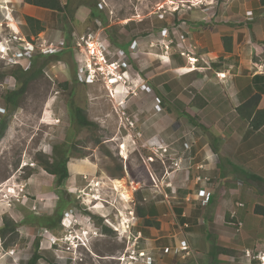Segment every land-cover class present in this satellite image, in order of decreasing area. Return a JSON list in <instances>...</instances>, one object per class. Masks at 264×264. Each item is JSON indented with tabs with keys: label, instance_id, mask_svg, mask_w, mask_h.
Wrapping results in <instances>:
<instances>
[{
	"label": "rangeland",
	"instance_id": "rangeland-1",
	"mask_svg": "<svg viewBox=\"0 0 264 264\" xmlns=\"http://www.w3.org/2000/svg\"><path fill=\"white\" fill-rule=\"evenodd\" d=\"M60 1L62 5L67 4L65 13L45 11L44 31L37 36H30L40 45L46 41L47 44L57 46L58 42L63 41L67 48L58 55H50L45 59L35 58L33 67L37 69L42 66L41 73H37V70H27L30 66L26 60L19 61L20 64L16 66L7 64L3 61L4 55L1 54L5 51L3 48L5 45L0 44V183L10 181L8 187H14V183L27 179L32 172H40L43 184L54 193L52 177L39 165L40 156L52 159L55 154L53 148L59 151L64 147L70 157L67 162L69 178L63 189L72 201L64 209L57 228H44L38 224L39 220L45 222L48 216L54 214L57 201L55 194L51 197V204L47 206L45 204L44 207L35 205V209L29 204L28 197L29 200L24 205L25 212L16 216L20 204L12 201L11 206H8L7 200H4L7 194L0 193V226L2 215L9 216L18 224V237L15 241L18 244L15 257L17 261L19 260L18 263L25 264L31 257L33 243L38 239V253L41 258L37 264H126L127 259L120 262L117 258L129 254L139 232L140 238L135 251L142 252L144 257H148L150 264H263L261 262H264V217L253 213L252 210L244 217L249 205L251 207L254 205L253 201H248L245 195L237 198L245 207L241 209L235 207L237 220L242 223L239 231L230 224L235 220L232 221L228 213L223 220H216L217 229H214V225H209L205 219L211 213L210 209L204 210L205 214L198 225L197 218L202 216L194 206L185 208L188 204L181 197L180 187H177L180 196L175 195L174 199L170 198L169 192V198L164 197L158 189L163 186L161 180L164 169L159 160L160 151L153 153L152 148L160 147L162 141L155 138L148 143L142 142L140 132L136 131V123L132 130L125 129L124 118L130 121L144 118L143 116L149 113L148 106L151 100L154 103V114L162 112L161 104L158 111L155 110L154 99L158 96L141 84L143 73L139 70L145 69L136 63L139 61L143 63L145 59L150 61L149 54L171 58L174 57L172 54L176 50V56L185 62L186 70H194L196 63L191 66L188 58H193L196 54L195 42L198 41L199 35H208L216 30L217 23L212 20L210 13L215 18L216 14L220 13V3L225 0ZM89 5L96 8L98 18H90ZM195 11L202 14L200 17L205 18L206 23L197 19L199 15L196 17ZM9 22L12 23L10 20ZM194 24L202 26L198 28ZM10 27L17 30L12 24ZM102 27H105V32H101V36H111L119 45L129 40L138 44L135 51L139 53L137 59L132 56L135 53L131 52L132 44L126 50L110 45L108 59L117 61L122 70L128 71L129 76L125 81V87L119 83L112 84L114 88H111L110 93L103 84L86 86L78 82L72 52L74 34L81 36L89 31L96 32ZM23 28L25 30V27ZM164 28L168 29L169 35L163 36ZM9 33L11 34V31L6 26L1 28L0 40ZM21 33L25 36L24 31L21 30ZM164 45L168 46L167 50L164 49ZM15 67L30 74L34 73V78L27 84L24 94L17 99L16 106L13 107L5 102V96L20 86L11 75V72L16 71L13 70ZM164 69L166 68H162ZM63 83H67L66 88L62 87ZM132 91L140 93L141 96L136 100L138 104L136 108L130 107L129 103V97L134 95ZM143 94H147L145 98ZM70 107L81 108L95 127L79 128L74 125L71 121ZM168 108L173 114V127L176 128L178 125L175 119L178 115L179 121L186 123L189 115L183 113V108L170 106ZM137 109L142 111L140 114L142 117H135ZM122 116L123 123L120 119ZM159 122L160 115H157L154 123H158V128ZM3 124L4 130L1 129ZM187 125L183 126L182 130L191 131L190 124ZM122 145L125 146L126 158L121 152ZM164 161L165 165L170 163L168 160ZM69 163H76L71 167L73 173L69 171ZM25 164L28 166L22 168ZM29 164H33L34 167H29ZM79 164H87L94 171L91 175L84 172L74 173ZM112 176L122 177L113 179ZM241 178H244L245 183L242 190L252 188L251 190L264 201V194L262 195L260 188L251 184L243 174ZM96 180L99 182L94 184L93 181ZM102 181L106 183L102 184ZM174 182L179 185L181 183L178 180ZM115 185L120 187L125 185L128 190L121 194ZM6 187L2 188V192ZM59 192H62V189L58 190ZM227 199L231 201V205L234 204L230 197ZM42 201L43 204L46 203L43 198L40 199V202ZM95 201L98 202L95 204ZM107 203L114 206L109 212L105 211L106 206H109ZM95 206H99V209L94 210ZM136 208L153 211L154 216L150 220L158 222L159 227L144 226L143 221L137 216ZM178 208L185 213L184 222L187 226L182 225L176 213ZM130 209L133 210L135 218L133 222L131 221L133 224L131 233L126 230L125 225L128 221L124 219L126 216L129 217ZM66 212L73 214V217L63 221ZM101 214L107 216L106 222ZM92 215L101 218L103 226L108 224L110 232L105 233L98 227ZM33 218H38V222ZM121 219L123 225L120 224ZM90 229L98 234V238L90 239L89 235H86ZM65 236L70 241L75 239L74 243L84 237L86 239L84 243L91 253L83 247L69 248L65 243ZM51 241H55V245L50 248ZM184 241L188 250L181 251L179 247ZM213 245L227 249L230 254H221L213 258L209 253ZM9 250L3 249V242L0 240V264L8 258L6 254ZM6 262L8 264L7 260ZM135 264L144 263L138 261Z\"/></svg>",
	"mask_w": 264,
	"mask_h": 264
},
{
	"label": "crops",
	"instance_id": "crops-1",
	"mask_svg": "<svg viewBox=\"0 0 264 264\" xmlns=\"http://www.w3.org/2000/svg\"><path fill=\"white\" fill-rule=\"evenodd\" d=\"M0 7L7 9L5 12L0 9V17H2L0 29L6 26L3 18L5 14L10 19L12 17L14 27L19 32L24 31V17L39 20L42 25L45 23L43 18L47 10L26 5L23 0H0ZM219 10L220 13L216 14L215 18L210 13L212 20L217 23L216 30L208 35H199L198 41L195 42L196 54L193 58L197 62L194 70H186L185 62L176 56V50L172 54L174 57L171 58L149 54L148 57L152 62L145 59L143 63L141 61L136 63L145 69L139 70L143 73L141 84L150 88L153 94L161 99L160 114H154V103L151 100L148 106L149 113L139 121L136 119V131L140 132L142 142L148 143L155 138L162 141V143L159 141L160 147L152 148L153 153L160 151L159 160L164 169L161 180L163 186L158 189L164 197L169 198V192L170 198L174 199L175 195L180 196L177 190V187H180L181 197L188 204L185 208L194 206L202 216L197 218L198 225L199 220L203 219L204 210L210 209L211 213L204 218L209 225H214V229H217L216 220H223L226 213L229 215L232 212L236 213L235 204L239 203L237 198L242 195H245L248 201L254 202L252 207L249 205L245 210L244 217L250 210L254 213L257 206L264 209V201L251 190L252 188L242 190L245 183L244 178H241L242 172L257 176L259 180L250 183L260 188V192L264 194V128L253 131L248 122L236 113L239 105L256 92L264 90L262 79L253 80L255 76L264 79V0H225L220 3ZM195 13L196 17L202 16L197 11ZM199 17L197 18L199 21L203 20L206 23L205 18ZM194 26L199 28L202 24H194ZM162 31L163 36L169 35L167 28ZM222 36H230L232 39L230 53L223 51ZM172 37L175 39L174 35ZM138 54L136 52L132 54L133 58L137 59ZM205 65L207 67H204ZM154 67L159 70H155ZM162 68L166 69L162 70ZM216 74H224L225 78L219 80ZM133 94L129 97V103L130 107L136 108L138 106L136 100L141 96L140 93ZM146 95L143 94L144 98ZM169 106L183 108V113L191 116L193 122L191 124L188 120L186 123L181 122L178 115L175 118L178 125L176 128L173 127V114L169 111ZM258 108H264V93L261 95ZM140 114H142L141 110H135L136 118L142 117ZM157 115H160L161 121L159 128L158 123H154ZM187 124H190L194 134L182 130L183 126H188ZM213 146L217 152L213 151ZM164 160L170 163L165 165ZM93 171L91 166L79 164L74 173L84 172L91 175ZM197 177L200 178L199 181L196 180ZM204 178L209 181L205 182ZM175 180L181 182L180 185L175 183ZM157 181L159 182L158 179ZM9 182L0 183V188L8 186ZM97 182L99 180L93 181L94 184ZM237 182H241L243 186H237ZM105 183L102 181V184ZM19 184L25 186V193L30 197V205L51 204L54 193L43 184V176L40 172H32L27 179L14 183V185ZM206 192H210L211 196L204 204ZM228 197L234 201V204L231 205ZM42 198L46 203L40 202ZM97 202L95 201V204ZM106 205H109L106 206V212L114 207L112 204ZM25 209L23 205L18 206L16 216L23 214ZM258 214L264 217V211ZM101 217L107 219L103 214ZM178 217L183 219L182 225L187 226L183 211ZM127 218L128 216L124 217ZM17 246L18 244L10 249L14 252L12 255L6 254L8 258L3 260V264H7L6 260L8 264H19V260L15 258Z\"/></svg>",
	"mask_w": 264,
	"mask_h": 264
},
{
	"label": "trees",
	"instance_id": "trees-1",
	"mask_svg": "<svg viewBox=\"0 0 264 264\" xmlns=\"http://www.w3.org/2000/svg\"><path fill=\"white\" fill-rule=\"evenodd\" d=\"M218 2H221L222 0H217ZM23 3L26 5H30L33 7H37L40 9H44L50 12H56V13H65L67 4L65 3L62 5L60 0H23ZM87 4V3H86ZM90 13L89 16L91 19H96L99 17L97 14L96 8L93 5H89ZM24 27H25V36L29 39L30 36H37L38 34L42 33L44 31V27L42 23L39 20H36L31 17H24ZM109 42L113 47H118L121 50H126L129 45H131V40H129L127 43L123 45L117 44V42L111 37L108 36ZM222 47L223 51L225 53H230L232 50V39L230 36H222L221 37ZM48 58V56H39L37 58ZM52 57H58V56H52ZM36 60L33 59L31 61L30 67L27 70H37V73H41L42 66L35 69L33 66L35 65ZM15 72H11V75L15 78L16 81H18L20 86L16 90H11L6 96H5V102L8 105H12L13 107L16 106L17 99L21 97L27 87V84L34 78V73L30 74L26 71H22L21 68L15 67ZM122 70V68L120 69ZM262 79L264 82V79L262 77H254L253 80L257 81ZM264 86V84H263ZM63 88L67 87V83L62 84ZM264 93V90L258 91L255 94H253L247 101L242 103L236 108V113L238 116L248 122V125L250 129L253 131H257L259 129L264 128V108L259 109L258 105L261 99V95ZM70 114H71V121L74 125H76L79 128H91L95 127L94 123L89 121L84 111L79 107H70ZM188 122L191 124L193 122V119L191 116L187 117ZM5 124L2 125V130H4ZM1 135V134H0ZM53 151H55L54 156L52 159H49L47 157L40 156L39 159V165L41 169L48 175L52 177V181L54 184V194L57 197V201L54 208V214L52 216H48L45 219V222H41L39 220V226L49 229L57 228L60 222L61 215L64 211V209L71 203L70 197L66 194L64 191V184L69 178V172L67 170V162L69 160V156L67 154L66 148L62 147L59 149V151H56L55 148H53ZM213 151L217 152L215 146H213ZM76 165V163H69V171L73 173L72 166ZM242 174L249 180V181H256L259 180L257 176H254L252 174H248L246 172H242ZM122 176H112L113 179L121 178ZM118 184H120L119 181H117ZM62 189V192L58 193V190ZM264 209L255 207L254 212L256 214L263 213ZM179 216L182 214V210L178 209L176 210ZM136 213L138 218H140L143 221L144 226L146 227H154L158 228L159 224L158 222H155L154 220H150V218H153V211L147 210L142 211V209L136 208ZM94 221H97L98 227L102 228V230L105 233L110 232L108 229V226L102 225V219L98 218L95 215L91 216ZM180 218V217H179ZM37 221L38 218H33ZM180 221H183L182 218H180ZM234 221V220H232ZM183 223V222H182ZM236 230L237 226L230 223ZM18 224L15 223L9 216L2 215L1 216V226H0V240L3 242V249L9 250L12 247H14L17 243H15L18 232H17ZM238 231V230H237ZM8 237V240L6 238ZM39 248V240L36 239L33 243V253L31 257L26 261L25 264H37L40 260V255L38 253ZM211 256L214 258L218 255H228L230 252L225 248H220L217 246H212L211 250L209 252Z\"/></svg>",
	"mask_w": 264,
	"mask_h": 264
},
{
	"label": "built area",
	"instance_id": "built-area-1",
	"mask_svg": "<svg viewBox=\"0 0 264 264\" xmlns=\"http://www.w3.org/2000/svg\"><path fill=\"white\" fill-rule=\"evenodd\" d=\"M199 8V7H198ZM4 12L7 10L5 7L1 8ZM5 20V24L7 26V29L11 31V34L7 35V37H1L0 44L5 45L3 47L5 49L3 54V61L7 62V64H11L12 66L19 65L22 60H26L30 62L31 60L39 57V56H50V55H58L60 54L64 49H67L65 47V43L63 41L58 42L57 46H54L52 44H47L46 41L43 42V44H37V41L34 39V37H30L27 39L21 32L17 30H13L11 28V23L8 22L10 18L6 17V14L3 16ZM7 18V19H6ZM13 24V19L11 17L10 19ZM14 25V24H13ZM16 28V27H15ZM101 32H105V27H102V29H98L96 32L89 31L88 33L78 36L77 34H74V42L72 46V52H73V59L76 64L77 68V80L81 84H86V86L94 85V84H103L107 91L110 93L112 87L110 82L112 80L119 81L118 83L125 87V81L128 79L127 70H120V64L117 61H111L108 59V55L110 53V42L106 35L101 36ZM166 36V35H165ZM131 52H135L137 50L138 44L136 42L131 43ZM164 49L167 50L168 46L164 45ZM25 55V57H24ZM189 60H193L191 63V66H194V63L197 62L194 58H188ZM29 68V67H28ZM27 68V69H28ZM120 70V72H119ZM127 75V76H126ZM216 77L219 80H223L225 78L224 74H216ZM133 93V91H132ZM111 95V94H110ZM155 110L158 111L159 105L161 104V100L158 97H155ZM121 122L123 119V116L120 118ZM126 121L125 129L132 130L134 128V124L136 121L128 120V118H124ZM123 123V122H122ZM28 164H25L22 166L26 167ZM29 167H34L33 164H29ZM197 181L200 180L199 177L196 178ZM205 182H208L209 179L204 178ZM14 187H6V190L2 192V188H0L1 195H5L4 200H7L8 206H11V202L15 201L16 203H19L20 205H25L27 201L29 200L28 196L24 192L25 186L24 185H13ZM237 186H242L241 182H237ZM11 190V192H9ZM11 193V194H10ZM3 194V195H4ZM11 195V196H10ZM211 196L210 192H206L204 194V200L203 203L206 204ZM236 207L242 208L243 204L236 203ZM32 209H35V206H32ZM129 217L126 219L128 222L125 225L126 230L131 233V228L133 227L132 222L135 220L134 218V212L133 210L128 212ZM68 217L72 218L73 214L71 213H64V216L62 218L63 221H66ZM105 218H103L104 220ZM230 219L235 220L232 224L237 226V230L239 231L242 228V223L237 220V216L235 212H232L230 214ZM75 221V220H73ZM106 222V219L104 220ZM132 221V222H131ZM74 223V222H73ZM126 223V222H125ZM120 224L123 225L122 219L120 221ZM65 224L63 223V226ZM108 226V224H106ZM110 228V226H108ZM115 231L117 230L116 227L111 226ZM140 238V233H137L136 239L133 243L132 249L129 252V254L125 255L123 257L117 258V261L124 262L125 259H127L126 264H135L138 263V261L143 262L144 264H150L148 262V257H144L142 252L135 251V248L138 243V239ZM53 245H55V241H51L49 244V247L51 248ZM179 250H188L187 244L184 242V244L179 247ZM14 252L12 250L8 251V254L12 255ZM143 257V258H142ZM263 260V258H260ZM261 263L264 264L262 261Z\"/></svg>",
	"mask_w": 264,
	"mask_h": 264
},
{
	"label": "clouds",
	"instance_id": "clouds-1",
	"mask_svg": "<svg viewBox=\"0 0 264 264\" xmlns=\"http://www.w3.org/2000/svg\"><path fill=\"white\" fill-rule=\"evenodd\" d=\"M87 235H89L90 239H96V238H98V234L95 233V231H92V229H90V231L87 233ZM65 240H66L65 243L68 245L69 248L77 249L78 247H83L87 252L91 253V250L88 249L87 244L84 243V242H86V239L84 237H83V239H80L79 238L78 241H77V243H74L75 239H73V241H70V239H68L66 236H65ZM75 244H77V245L76 246H73Z\"/></svg>",
	"mask_w": 264,
	"mask_h": 264
},
{
	"label": "bare ground",
	"instance_id": "bare-ground-1",
	"mask_svg": "<svg viewBox=\"0 0 264 264\" xmlns=\"http://www.w3.org/2000/svg\"><path fill=\"white\" fill-rule=\"evenodd\" d=\"M10 20V19H9ZM11 21V20H10ZM9 22V21H8ZM12 22V21H11ZM4 50V49H3ZM1 53H3V52H1ZM189 62H192L193 60H188ZM119 81H116V80H112L111 82H110V84H115V83H118ZM110 95V94H109ZM112 95V94H111ZM110 97V96H109ZM111 98H112V96H111ZM121 152H122V155H123V157H127V153H126V151H125V146L124 145H122V147H121ZM115 187H116V189L118 190V192H120L121 194H123V193H126L127 192V190H128V187L127 186H125V185H123V186H117V185H115ZM10 192H11V190H10ZM93 209L94 210H96V209H99V206H95V207H93ZM126 221V220H125ZM85 234V233H84ZM87 235V234H86Z\"/></svg>",
	"mask_w": 264,
	"mask_h": 264
}]
</instances>
